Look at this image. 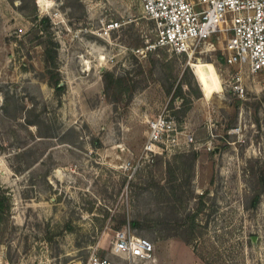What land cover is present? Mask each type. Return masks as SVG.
<instances>
[{"label": "rangeland", "instance_id": "1", "mask_svg": "<svg viewBox=\"0 0 264 264\" xmlns=\"http://www.w3.org/2000/svg\"><path fill=\"white\" fill-rule=\"evenodd\" d=\"M143 15L138 0H0V264H264V71L243 72L240 97L222 41L146 48ZM162 112L194 142L146 159ZM123 231L152 257L114 256Z\"/></svg>", "mask_w": 264, "mask_h": 264}, {"label": "built area", "instance_id": "2", "mask_svg": "<svg viewBox=\"0 0 264 264\" xmlns=\"http://www.w3.org/2000/svg\"><path fill=\"white\" fill-rule=\"evenodd\" d=\"M138 1L143 16L153 22L156 37L146 48L161 46L177 55H189L204 43L207 49L212 48L209 40L215 37L223 42L226 63L236 68L231 75V90L240 97L244 93L243 72L256 75L264 71V0ZM117 26V22L108 24L110 29ZM146 121L148 132L143 145L146 159L194 142L192 134L178 132L175 119L167 112ZM240 129L235 127L230 133L237 134V142H244ZM153 251L149 239L136 237L129 231L116 232L111 247L114 256L127 259H148ZM86 264L119 263L92 253Z\"/></svg>", "mask_w": 264, "mask_h": 264}, {"label": "trees", "instance_id": "3", "mask_svg": "<svg viewBox=\"0 0 264 264\" xmlns=\"http://www.w3.org/2000/svg\"><path fill=\"white\" fill-rule=\"evenodd\" d=\"M40 22L47 23L48 19L42 18ZM46 25L48 26V24ZM44 53H45V59H46V67L48 68L49 66H54L56 56H57V51L51 40L47 42L46 45H44ZM50 84L55 87L56 91L62 90V85H59L58 80H55L54 83L50 82Z\"/></svg>", "mask_w": 264, "mask_h": 264}]
</instances>
